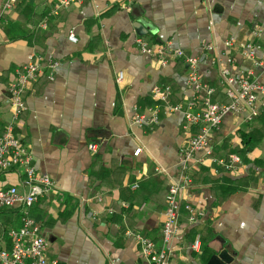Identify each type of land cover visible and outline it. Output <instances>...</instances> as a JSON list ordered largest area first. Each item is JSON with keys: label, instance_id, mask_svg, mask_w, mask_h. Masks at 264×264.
<instances>
[{"label": "crops", "instance_id": "1", "mask_svg": "<svg viewBox=\"0 0 264 264\" xmlns=\"http://www.w3.org/2000/svg\"><path fill=\"white\" fill-rule=\"evenodd\" d=\"M57 1L28 0L30 12L21 5L0 22V133L13 119L8 88L14 69L42 56L45 73L26 90L27 110L16 132L37 171L56 183L49 197L29 209L49 240L48 259L146 264L134 235L159 240L164 196L179 177L180 157L194 130L184 128L181 114L163 110L156 125L132 123L135 112L147 114L155 104V85L171 87V103L192 95L186 66L177 59L160 64L139 50L136 38L198 57L199 72L213 85L223 67L250 69L264 81V70L225 46L227 40L248 38L258 25L263 35L257 55L263 57L264 0H131L129 9L128 0H79L47 27ZM30 17L40 25L34 32ZM69 31L78 42L70 41ZM203 43L214 51L206 52ZM53 61L59 65L51 69ZM210 143L217 158L235 152L241 164L228 172L205 150L194 153L187 171L192 183L179 193L168 264H207L224 249L229 264H264V115L248 121L244 113L227 114ZM136 148L141 150L134 155ZM24 179L14 170H0V188ZM18 207L0 213V221L11 216L19 227ZM197 235L196 252L191 245ZM0 245L10 246L2 229Z\"/></svg>", "mask_w": 264, "mask_h": 264}, {"label": "built area", "instance_id": "2", "mask_svg": "<svg viewBox=\"0 0 264 264\" xmlns=\"http://www.w3.org/2000/svg\"><path fill=\"white\" fill-rule=\"evenodd\" d=\"M16 1H4L0 10V22ZM78 1L60 0L53 12L58 13L61 8L69 7ZM130 4L131 0H128L127 9L130 8ZM262 35V27L256 25L250 30L248 38L238 43L227 40L225 46L228 52L235 49L242 59L250 60L254 67L264 70V55L263 57L257 55V52L262 50ZM68 38L74 43L78 42V37L73 31H70ZM135 42L141 52L153 56L162 65L167 64L170 59L181 61L187 68L186 85L192 90L190 97L171 103L169 101L171 87L155 85L151 90L155 104L147 114L135 112L132 117L133 124L143 127L156 125L159 122L160 110L168 114L179 113L184 121V128L188 131L194 130L180 157L179 177L168 186L165 195L164 218L159 240H153L140 233L134 235L146 264H168L171 253L169 243L178 229L179 193L192 183L191 177L187 174L191 168L189 161L195 152L205 150V153L210 155V161L217 163L224 171L237 170L236 168L241 164L239 154L229 153L222 158L211 156V136L227 114L244 113L248 121L261 114L264 115V81L250 69L231 72L227 67H223L219 72L218 85H213L205 81L199 72L198 57L186 53L183 49L173 48L169 43L150 44L142 37H137ZM202 48L206 52L214 51V46L210 43H203ZM58 65V61H53L49 67L54 69ZM45 66L44 58L38 55L29 63L19 65L14 69L15 79L8 88L13 119L0 133V170H14L24 175L25 179L8 188H0V210L15 206L24 209L21 225L10 228L6 234L10 246L0 245V264H59L56 260L48 259L49 240L43 233L40 223L29 213V209L35 203L54 192L56 183L48 174L37 171L27 144L23 143L15 133L16 125L27 110L25 92L31 83L38 79ZM49 77L52 78V74ZM121 77L122 73L119 72L118 80ZM218 86L222 87V95L226 101L213 100ZM90 147L92 150L96 149L95 144ZM140 150L141 148H136L133 154L137 155ZM214 171L218 172V169L215 168ZM135 187L137 184L133 185V188ZM190 219L193 220V217L190 216ZM191 248L196 252L200 250L199 235L195 237Z\"/></svg>", "mask_w": 264, "mask_h": 264}, {"label": "trees", "instance_id": "3", "mask_svg": "<svg viewBox=\"0 0 264 264\" xmlns=\"http://www.w3.org/2000/svg\"><path fill=\"white\" fill-rule=\"evenodd\" d=\"M60 2V0L59 1H57L56 3H55V5H54V8L56 7V5L58 4ZM24 6V7H26L25 8V10H26V12H30L31 11V4H29L28 3V0H17L15 3H14V5H13V7L10 9V10H8V11H11L12 9H16L17 7H19V6ZM28 6V7H27ZM70 7V6H69ZM54 8L52 9V11H51V14H49L46 18V22H45V26H49V23H50V21L52 20V18L53 17H56V16H58L59 14H60V12L61 11H63L64 9H67L68 7H64V8H61L59 11H58V13H54L53 12V10H54ZM7 11V12H8ZM6 12V13H7ZM6 13L4 14V16L3 17H5V15H6ZM31 22V23H30ZM29 24H30V30L31 31H36L37 29H39V26H38V24L36 23V22H34V19L33 18H29ZM69 33H70V31H69ZM69 35V34H68ZM238 43V42H237ZM43 73H45L44 72V70H43V72L40 74V76L38 77V79L43 75ZM14 79H15V77H14ZM14 79H12V81L14 80ZM38 79L36 80V81H38ZM11 81V82H12ZM36 81H34V82H32V83H35ZM31 83V84H32ZM163 85H166V84H163ZM218 92V91H217ZM222 87L220 88V91L218 92V95L220 96V99L222 100V101H226V98L222 95ZM26 93V92H25ZM220 93H221V95H220ZM218 97H217V95H215L214 97H213V100H218L217 99ZM22 119V118H21ZM15 133H16V135H17V132H16V130H15ZM18 136V135H17ZM19 137V136H18ZM20 138V137H19ZM21 140H22V142L23 143H25L26 144V142L22 139V138H20ZM213 152V150H211V155L212 156H215L216 158L219 156H217V155H215V154H213L212 153ZM229 153H235V152H227V153H225L226 155L227 154H229ZM224 154V155H225ZM221 156V155H220ZM167 190H168V188H167ZM166 193H167V191H166ZM166 193H165V195H166ZM50 196V195H49ZM49 196H47V197H49ZM46 197V198H47ZM164 205H165V196H164ZM11 208H3V209H1L0 210V213H9V210H10ZM23 207H18L17 208V210H14V212H17V214H19V217H20V215H22V213H23ZM36 219V218H35ZM37 220V222L38 223H40L39 222V220L38 219H36ZM14 224V225H13ZM41 225V224H40ZM14 226H15V220H14V218H12L11 216H9L6 220H4V221H0V229H2V231H3V236L5 237L6 236V234H7V232H8V230L10 229V228H14ZM200 237V236H199ZM154 240H156V239H154Z\"/></svg>", "mask_w": 264, "mask_h": 264}, {"label": "water", "instance_id": "4", "mask_svg": "<svg viewBox=\"0 0 264 264\" xmlns=\"http://www.w3.org/2000/svg\"><path fill=\"white\" fill-rule=\"evenodd\" d=\"M230 263V257L227 250H222L218 254L212 255L207 264H229Z\"/></svg>", "mask_w": 264, "mask_h": 264}, {"label": "rangeland", "instance_id": "5", "mask_svg": "<svg viewBox=\"0 0 264 264\" xmlns=\"http://www.w3.org/2000/svg\"><path fill=\"white\" fill-rule=\"evenodd\" d=\"M21 170L23 171V169H21ZM30 211L34 213L35 212V209L32 208Z\"/></svg>", "mask_w": 264, "mask_h": 264}]
</instances>
